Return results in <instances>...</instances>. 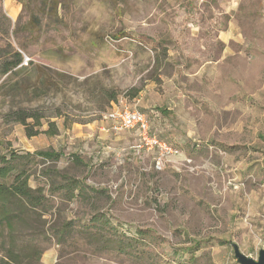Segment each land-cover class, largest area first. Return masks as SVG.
<instances>
[{
	"label": "rangeland",
	"instance_id": "rangeland-1",
	"mask_svg": "<svg viewBox=\"0 0 264 264\" xmlns=\"http://www.w3.org/2000/svg\"><path fill=\"white\" fill-rule=\"evenodd\" d=\"M121 100L181 156L157 168L129 151L134 132L104 130ZM21 113L40 116L35 135ZM47 149L61 158L32 155ZM13 152L44 187L45 208L14 233L42 264L52 248L54 264H240L234 243L257 259L264 0H0V156ZM75 178L85 186L67 198Z\"/></svg>",
	"mask_w": 264,
	"mask_h": 264
},
{
	"label": "trees",
	"instance_id": "trees-1",
	"mask_svg": "<svg viewBox=\"0 0 264 264\" xmlns=\"http://www.w3.org/2000/svg\"><path fill=\"white\" fill-rule=\"evenodd\" d=\"M23 62L21 52H15L14 60H5L2 70L4 74L9 73ZM109 100L118 101L116 94H110ZM33 117L36 119V125L42 126L40 116L37 114H19L17 120L26 126L28 135H35L37 132L29 131L27 119ZM48 129L44 130L49 135L58 133L56 123L48 122ZM49 161H56L61 158V153L47 149L39 150L34 154ZM21 156L15 152L9 155L0 156V264H42L41 255L43 249L32 244V242L20 245L15 239L14 233L17 226H23L29 223L36 212V209L45 208L47 200L43 188L34 189L29 183L31 174L24 166H19L18 162ZM76 159L77 156H76ZM70 193L67 198L75 196L85 186L79 178H75L66 184ZM21 226V225H20ZM124 236H128V230L121 228ZM117 249L121 252L128 251V242L118 240Z\"/></svg>",
	"mask_w": 264,
	"mask_h": 264
},
{
	"label": "built area",
	"instance_id": "built-area-1",
	"mask_svg": "<svg viewBox=\"0 0 264 264\" xmlns=\"http://www.w3.org/2000/svg\"><path fill=\"white\" fill-rule=\"evenodd\" d=\"M104 118L110 123L104 129L107 132L118 133L128 130L134 132L138 141L129 148V151L138 156L151 154L157 168L173 163L175 158L181 156L177 147L164 141L153 132L147 113L130 106L123 100L110 109Z\"/></svg>",
	"mask_w": 264,
	"mask_h": 264
},
{
	"label": "water",
	"instance_id": "water-1",
	"mask_svg": "<svg viewBox=\"0 0 264 264\" xmlns=\"http://www.w3.org/2000/svg\"><path fill=\"white\" fill-rule=\"evenodd\" d=\"M234 255L240 264H264V248L259 250V255L257 259H254L252 257L247 256L245 253H243L239 246L234 243Z\"/></svg>",
	"mask_w": 264,
	"mask_h": 264
},
{
	"label": "crops",
	"instance_id": "crops-1",
	"mask_svg": "<svg viewBox=\"0 0 264 264\" xmlns=\"http://www.w3.org/2000/svg\"><path fill=\"white\" fill-rule=\"evenodd\" d=\"M128 134L131 135L132 134V131H129L128 130ZM57 257H58L57 251L54 248H52V249L46 251L43 254L42 261L45 264H54L57 261Z\"/></svg>",
	"mask_w": 264,
	"mask_h": 264
}]
</instances>
